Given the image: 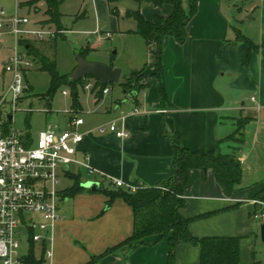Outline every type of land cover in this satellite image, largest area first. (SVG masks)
Returning <instances> with one entry per match:
<instances>
[{
	"label": "crops",
	"instance_id": "1",
	"mask_svg": "<svg viewBox=\"0 0 264 264\" xmlns=\"http://www.w3.org/2000/svg\"><path fill=\"white\" fill-rule=\"evenodd\" d=\"M262 3L264 8V0ZM183 5L188 10L189 0H183ZM173 10L171 4L145 3L141 7L148 20L157 15L169 16ZM125 12L121 10L123 15ZM261 27L258 39L246 35L258 45L264 43V16ZM229 31L222 0H199L198 11L187 26L186 41L181 44L172 36L165 37L166 105L162 103L158 81L152 76L156 45H148L149 56L144 66L149 74L144 84L148 86L138 91L136 97L123 91L126 99L113 113L83 118L80 129L85 139L78 157L88 156L95 173L89 175L83 166H77V173L81 175L83 169L87 174L86 179L81 177L83 183L97 181L101 185L118 179L124 182L123 187L136 189L167 181L171 177L173 148L164 128L179 133L191 150L234 152L242 164V181L233 195L225 194L211 169L205 178L202 170L194 169L185 191L187 206L181 213L193 217L214 212L192 221L191 233L198 237L240 236L242 249L243 238L252 233L255 219H259L254 213L255 195L264 188V47L248 59V44L237 40V32L233 35ZM38 45L49 48V41ZM135 109L139 112L133 113ZM240 117L249 118L241 142L231 138ZM111 123L125 127L130 136L119 138L109 130L99 131L100 126ZM29 140L36 142L30 137ZM107 202V195L91 189L73 196L61 195L60 219L48 239V249L52 251L50 264H87L92 256L132 235V208L122 198L115 199L110 207ZM156 239L157 236H149L144 239L146 244L134 249L123 246L95 264H166L168 249ZM199 258L198 246L187 242L177 246L178 264H192ZM242 260L241 254V264Z\"/></svg>",
	"mask_w": 264,
	"mask_h": 264
},
{
	"label": "rangeland",
	"instance_id": "2",
	"mask_svg": "<svg viewBox=\"0 0 264 264\" xmlns=\"http://www.w3.org/2000/svg\"><path fill=\"white\" fill-rule=\"evenodd\" d=\"M26 1L0 0V10L4 9L9 14H14L18 9L19 14L29 17L30 27L50 28L54 32V35L43 40L52 41L53 47L40 48L54 60L55 72L64 80L53 86L51 72L43 69L40 62L33 59L34 57L27 55V58L33 62L32 68L27 70L25 75L29 88L19 100L16 110H12V105H5V109L7 111L9 109L14 115L13 126L16 130L37 141L40 132L48 126L58 130L69 127L70 111L73 109L76 91L77 99L83 106V110L76 116L88 119L95 115L103 116L115 112L116 106L122 103L121 100L126 99L124 89L119 84L111 83L108 86L110 93L104 94L97 102L96 99L100 97L99 94L97 95V90L85 88L92 79L85 77L73 87L69 82V76L77 67L79 54L89 62L119 67L124 71V76L146 66L149 56L148 44L139 34L128 32L137 30L136 20L122 13L120 15L113 13L112 8L115 5L107 0H61L58 6L61 30H58L56 23H44L49 20L44 14L46 10L44 1L38 3L37 9L25 5ZM116 6L121 12L122 9H137L138 4L134 0H122ZM222 6L229 21V32L234 35L240 30L252 39H258L262 32L261 23L264 16L262 0H222ZM107 32L111 34L110 37H106ZM99 34L103 35L100 40ZM12 41V37L8 36L6 42L0 46V97L7 93L12 80L11 72L5 69V63L13 53V49L10 48ZM148 76L145 71L138 75L142 79V84ZM64 91L68 93L65 94ZM70 171L77 173L78 167L72 165ZM80 172L81 177L86 179L85 171L81 169ZM73 183L74 181L65 175L62 177L61 187H69ZM103 185L106 187L107 184ZM257 206L262 209L264 203H258ZM255 221L252 233L243 238L244 245L241 249L243 264H252L254 261L264 264V239L261 231L264 221L261 219ZM160 242H164L168 249L167 264L169 241L163 238ZM30 246L27 233L23 239L21 253L28 252ZM34 247L36 254H39L41 244L35 243Z\"/></svg>",
	"mask_w": 264,
	"mask_h": 264
},
{
	"label": "trees",
	"instance_id": "3",
	"mask_svg": "<svg viewBox=\"0 0 264 264\" xmlns=\"http://www.w3.org/2000/svg\"><path fill=\"white\" fill-rule=\"evenodd\" d=\"M44 1L46 10L44 14L49 20L47 23H56L58 30H61L60 19L58 14V6L61 0H27L25 5L35 7L38 3ZM110 4L115 5L112 12L120 15L121 12L116 6L122 0H107ZM138 7L137 9H127L125 16L132 17L137 22V30L135 33L144 38L148 45H156V68L152 76L157 79L159 93L162 103H168V94L165 83V69L163 65L164 39L166 36H172L179 43L183 44L187 37V26L191 19L198 11L199 0H189V9L186 10L183 5V0H134ZM145 3H151L155 6H163L171 4L174 7L172 14L169 16L157 15L153 20L145 18L141 11V7ZM237 40L246 42L249 46L248 59L254 51H258L262 45L254 43L249 37L244 35L240 30H237ZM23 47L26 55L34 57L38 60L43 69L51 72L53 86L60 84L64 78L58 76L55 72V62L49 58L38 42L23 41ZM52 41H49V46L53 47ZM113 66V65H112ZM145 71V67L140 70H134L130 75L123 76L118 83L127 94H133L148 86L142 84V79L138 75ZM26 75V73H25ZM87 78L94 79L87 76ZM84 79V78H83ZM80 80H72L69 76V82L73 87ZM95 86L92 89L97 90V95L100 98L104 95L103 90L111 83L104 84L95 79ZM97 88H100L99 90ZM136 97L137 95H133ZM78 93L75 92L73 101V109L71 117L81 112L82 104L78 101ZM249 121V118H238V128L231 135V138L238 141L243 140V128ZM165 137L171 142L173 148V162L171 166V177L167 181L152 187H142L136 190L130 188L115 186L111 181L106 183V187L101 182L100 188L97 190L108 196L107 207H110L115 199L122 198L133 210L134 215V230L131 236L125 239L120 244L109 248L104 253L98 256H92V259L87 264H95L105 255L118 251L123 246H128L134 249L139 245L146 244L145 238L149 236H157L155 242L167 238L169 241V256L167 264H177L176 248L180 243L187 242L200 248V258L192 264H241V237L240 236H203L198 237L191 233L189 225L192 221L212 215L214 212L200 214L193 217H186L181 213V210L187 206L185 191L190 181V173L194 169L202 170L204 178L208 170H212L216 181L221 186L227 196H232L236 191L235 187L242 181V164L238 156L234 152L223 153L220 150L201 152L191 150L186 147L182 141L181 135L177 132L170 133L164 128ZM66 176L71 178L74 183L63 189L61 195L73 196L78 192L89 190L82 184L81 175L72 171H67ZM255 214L264 212V208H258V203H264V188L255 195ZM154 242V243H155ZM48 248V241L42 243V253L38 258L35 254L34 242L31 241L30 253L25 260V264H43L45 261V252ZM252 264H258L254 261Z\"/></svg>",
	"mask_w": 264,
	"mask_h": 264
},
{
	"label": "built area",
	"instance_id": "4",
	"mask_svg": "<svg viewBox=\"0 0 264 264\" xmlns=\"http://www.w3.org/2000/svg\"><path fill=\"white\" fill-rule=\"evenodd\" d=\"M52 35L54 32L50 28L30 27L29 17L19 14L18 9L14 14L0 10V46L8 36L13 40V53L5 63L12 80L7 93L0 97V264H25L30 249L21 253V248L27 233L30 244L31 241L41 244L39 254L35 252L39 258L42 243L48 241L54 224L60 219L58 206L62 177L72 165L87 168L89 175L95 173L88 156L84 159L78 157L80 145L85 139V133L80 129L83 118L74 116L70 127L65 130L48 126L40 132L36 142H31L16 130L12 111L5 109V105L9 104L12 110H16L19 100L29 88L25 73L32 68L33 62L27 58L22 42H39ZM105 35L110 37L111 34L107 32ZM102 37L99 34L98 39ZM95 82L93 79L85 88L92 90ZM108 92V87L103 90L104 94ZM137 112L138 109L133 110V113ZM98 129L100 132L109 130L119 138L130 136L125 127H118L116 123L102 125ZM112 183L124 186L122 180L113 179ZM127 188L136 190L133 186ZM255 217L264 221V212L256 213ZM44 258L43 264H50V249L47 248Z\"/></svg>",
	"mask_w": 264,
	"mask_h": 264
},
{
	"label": "water",
	"instance_id": "5",
	"mask_svg": "<svg viewBox=\"0 0 264 264\" xmlns=\"http://www.w3.org/2000/svg\"><path fill=\"white\" fill-rule=\"evenodd\" d=\"M87 76L93 77L104 84L116 83L121 81L122 69L108 64L99 62H89L81 54L78 55V64L74 72L71 74L72 80H80ZM131 95H137L134 92ZM85 188L97 191L100 188V183L97 181H88L82 184ZM262 238L264 239V223L261 225Z\"/></svg>",
	"mask_w": 264,
	"mask_h": 264
}]
</instances>
